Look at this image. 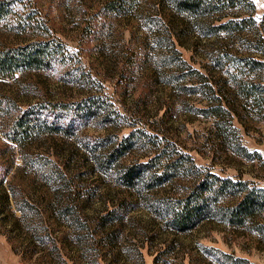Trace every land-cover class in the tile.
<instances>
[{"label":"rangeland","instance_id":"rangeland-1","mask_svg":"<svg viewBox=\"0 0 264 264\" xmlns=\"http://www.w3.org/2000/svg\"><path fill=\"white\" fill-rule=\"evenodd\" d=\"M8 1L0 46L53 38L66 56L0 77V228L6 231L0 230V264H264V230L255 227L264 226V210L244 225L206 217L189 229L174 230L150 204L170 200L189 176L176 174L154 185L149 171L157 163L151 161L137 184L127 186L116 177L161 149L172 157L187 154L199 170L264 187V109L243 97L231 80L232 73L247 74L241 78L264 84L263 69L250 70L235 60H264V0H251L252 10L225 8L220 19L218 12H175L169 0ZM246 14L253 23L245 30L209 28ZM222 52L239 66L228 65L231 56L223 62ZM88 95L101 100L96 112L73 120L70 132L63 126L30 132L24 152L32 159L23 163L19 146L6 136L7 121L36 103L51 107L54 101ZM216 100L227 110L222 117L206 112ZM221 125L224 129H217ZM126 136L132 143L102 170L94 157L123 145ZM37 160L43 166L50 160L78 188L91 192L80 203L87 231L74 233L68 219L52 213L42 216L45 241L23 224L12 225L5 210L6 203L12 209L7 180L17 183L26 201L40 206L43 187L37 176L45 167L38 168ZM121 200L129 202L128 209L120 219H109L105 213Z\"/></svg>","mask_w":264,"mask_h":264},{"label":"trees","instance_id":"trees-1","mask_svg":"<svg viewBox=\"0 0 264 264\" xmlns=\"http://www.w3.org/2000/svg\"><path fill=\"white\" fill-rule=\"evenodd\" d=\"M169 2L171 10L182 12L186 16H195L200 12L204 14L207 12H218L219 14L217 15L219 17L225 8L244 7L252 10L253 7L251 0H169ZM10 7L8 0H0L1 22H4V18L10 12ZM248 23H253V19L246 14L235 19L226 17L215 24L208 25L214 31H241L247 29L246 25ZM257 38L260 43L259 47L262 50L261 37L257 36ZM65 53L66 50L62 43L53 38L50 41L38 39L21 45L0 46V77L10 75L14 71L45 67L51 60L64 58L66 56ZM230 56L231 60H229L228 65L238 67V63L233 60L234 57L229 52H222L221 58L225 57L222 61L224 62ZM235 60L243 61V64L247 65L250 70L257 68L264 70V60L262 59H257L253 56H241ZM192 71L201 76L195 69ZM241 75L247 74H231L234 86L243 97L249 98L253 104L263 110L264 84L259 81H253L246 76V78H241ZM206 86L210 91L214 92L207 83ZM213 97L215 98L216 96ZM100 104L101 100L93 95H88L78 101H54L50 104L51 107L44 106V104H33L27 109L16 113L7 121L8 132L6 136L10 137L8 139L19 146L20 158L26 164L32 159L28 153L24 152L26 146L29 145L27 142L29 140L25 137H28L30 132H51L62 126L70 132L75 126L74 121L76 119L93 115L94 111L96 112V109L100 107ZM206 112L212 114L213 117H222L227 114V110L220 105L218 100L206 108ZM39 113L43 115L39 117ZM214 124L217 125L218 121H215ZM223 127L222 125L217 126V129L222 130L224 129ZM124 138L126 143L123 145L112 146L109 150L103 151V156L99 152L100 155L94 157L98 159V166L102 170H106L105 167L116 159L124 148L132 143V140L129 141L130 136ZM83 144L85 146L90 145L87 140H84ZM239 149H242V155H246L242 147H239ZM164 151L160 149L157 154H154L144 164L134 163L125 166L116 177L121 184L127 186H132L134 183L137 184L138 178L142 175L141 171L149 170L152 166L151 161L157 163L151 172L149 171V179L154 185L176 174L181 173L189 176L190 181L188 184L184 185L170 200L162 201L161 199V201L156 200L153 205L150 204V209L163 217L164 223L170 228L179 231L186 230L206 217H216L230 225H244L253 216L264 210V187L254 185L247 179L220 176L206 169L199 170L187 154L180 153L177 157H172L163 153ZM48 162L49 166H43V161L41 162L40 160L35 162L38 168L45 167V169H40L43 175L37 176L43 187L41 188L43 192L39 198L40 206L26 201L18 191L17 183L12 181V179L7 180L12 209L10 208V203H6L5 210L12 217V225L18 227L23 224L27 229L30 228L31 232L36 233L34 237L39 241H45V232L43 231L45 226L43 227L42 224L43 214L50 215L52 213L55 217L68 219L69 223L73 224L72 230H74V233L75 231H87L90 226L86 221V216L82 213V205L80 203L82 204L83 201H86L91 192L84 188H78L77 185L79 184L64 176L60 169L51 165L50 160ZM157 168L159 169L158 171L156 170ZM121 201L105 213L109 219H120L128 209L127 203L129 202ZM13 210H17V214H14ZM255 227L257 231L264 230L262 224ZM0 230L3 233L6 232L2 228ZM95 231H97L96 228L93 229V232ZM5 237L7 239L11 238L10 234H5ZM221 255L226 259L229 257L225 253ZM237 261L240 260L238 259Z\"/></svg>","mask_w":264,"mask_h":264}]
</instances>
